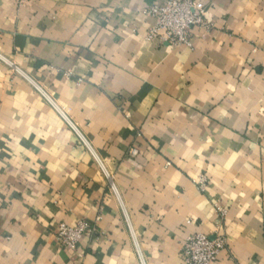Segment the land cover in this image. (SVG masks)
<instances>
[{
	"label": "crops",
	"instance_id": "0c3cea01",
	"mask_svg": "<svg viewBox=\"0 0 264 264\" xmlns=\"http://www.w3.org/2000/svg\"><path fill=\"white\" fill-rule=\"evenodd\" d=\"M156 1L0 0V264H185L194 232L264 264V0H199L189 46L146 39Z\"/></svg>",
	"mask_w": 264,
	"mask_h": 264
},
{
	"label": "built area",
	"instance_id": "2783aa9c",
	"mask_svg": "<svg viewBox=\"0 0 264 264\" xmlns=\"http://www.w3.org/2000/svg\"><path fill=\"white\" fill-rule=\"evenodd\" d=\"M34 0H18L19 5ZM146 14L155 20V25L148 30L146 39L158 41L162 45H187L193 28H207L205 8L199 0H158L152 3ZM138 149L129 150V156L135 158ZM200 192L206 188V179L199 177L196 183ZM94 228L84 220L74 225L60 224L56 232L58 245L69 251H75L83 238H88ZM226 239L222 235L208 236L201 232L190 234L180 249V257L185 264H214L219 253L225 248Z\"/></svg>",
	"mask_w": 264,
	"mask_h": 264
}]
</instances>
